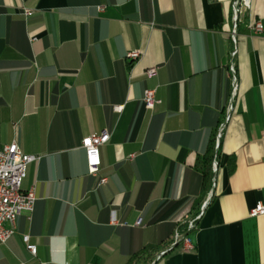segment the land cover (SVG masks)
Here are the masks:
<instances>
[{
	"label": "crops",
	"instance_id": "0c3cea01",
	"mask_svg": "<svg viewBox=\"0 0 264 264\" xmlns=\"http://www.w3.org/2000/svg\"><path fill=\"white\" fill-rule=\"evenodd\" d=\"M231 2L0 0V145L41 157L21 184L34 209L6 224L0 264H127L143 251L148 264H264V214L249 215L264 205V30H250L264 0L234 42ZM102 131L90 175L81 140Z\"/></svg>",
	"mask_w": 264,
	"mask_h": 264
},
{
	"label": "built area",
	"instance_id": "2783aa9c",
	"mask_svg": "<svg viewBox=\"0 0 264 264\" xmlns=\"http://www.w3.org/2000/svg\"><path fill=\"white\" fill-rule=\"evenodd\" d=\"M102 9V7H99ZM251 9V0H232L231 2V30L230 37L232 41H235L236 30L239 22L248 14ZM23 14L29 16L31 10L23 8ZM250 30L254 34H260L263 32L264 27L259 19H255L250 23ZM236 53V48L232 50L231 55ZM140 52L138 50H132L127 52L126 57L130 60H136L139 58ZM229 71L231 74L234 73L233 65H229ZM156 73V68H149L146 71L148 76H152ZM236 90V82L233 78V85L231 91V100ZM143 104L146 109H153L156 104L160 103V100L155 96L154 89H145L142 97ZM114 109L117 111L120 106H115ZM228 111L224 120L219 124L215 133V148L218 147L223 128L225 123L229 119V112L232 109V105L229 103ZM110 139V134L107 131L99 133L93 132L83 137L81 140V147L85 153V160L87 165V171L90 175H96L100 168V155L99 148L107 143ZM41 157L35 154L23 153L15 142L10 144L0 145V243L6 242V240L13 233L11 226L6 224H12L17 215L22 212L30 214L34 209L36 196L34 189L31 188L28 191L23 192L21 190V184L26 174V167L31 162H36ZM215 162L213 166L215 167ZM106 177H100L98 185L106 182ZM264 214V205L261 202H257L254 207L249 210L251 217L259 216ZM140 222L137 220L135 225ZM189 227H193L190 223ZM23 242L25 243L26 249L31 253L35 254L36 247L34 244L29 242V236H23ZM176 242H181L184 250H191L194 248L192 240L185 236L179 237L176 235Z\"/></svg>",
	"mask_w": 264,
	"mask_h": 264
},
{
	"label": "trees",
	"instance_id": "16d2710c",
	"mask_svg": "<svg viewBox=\"0 0 264 264\" xmlns=\"http://www.w3.org/2000/svg\"><path fill=\"white\" fill-rule=\"evenodd\" d=\"M213 142L210 146V150L208 151L206 157H205V160L204 162L207 164L209 161L211 162L212 160V155H213ZM209 168H205L204 169V176L205 178H207L208 174H209ZM148 251H143V252H139L137 254H134L132 257L129 258L127 264H148V261H149V256H146V253Z\"/></svg>",
	"mask_w": 264,
	"mask_h": 264
}]
</instances>
